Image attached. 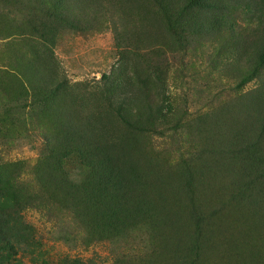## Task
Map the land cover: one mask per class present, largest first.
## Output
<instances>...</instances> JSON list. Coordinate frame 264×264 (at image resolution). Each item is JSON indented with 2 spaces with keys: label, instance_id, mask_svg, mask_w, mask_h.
<instances>
[{
  "label": "rangeland",
  "instance_id": "obj_1",
  "mask_svg": "<svg viewBox=\"0 0 264 264\" xmlns=\"http://www.w3.org/2000/svg\"><path fill=\"white\" fill-rule=\"evenodd\" d=\"M201 1L0 0V264H264V0Z\"/></svg>",
  "mask_w": 264,
  "mask_h": 264
},
{
  "label": "trees",
  "instance_id": "obj_2",
  "mask_svg": "<svg viewBox=\"0 0 264 264\" xmlns=\"http://www.w3.org/2000/svg\"><path fill=\"white\" fill-rule=\"evenodd\" d=\"M199 1H201V0H199ZM203 1H204V0H203ZM201 2H202V1H201ZM8 37H9V38H13L12 35H11L10 33L8 34ZM14 73H15V74H11V76H12L13 78H16L15 76L19 77V73H18L17 71H14ZM14 75H15V76H14ZM16 79H17V78H16ZM15 81H16V80H15ZM261 103L264 104V99H261ZM261 109L264 111V107L261 108ZM259 111H260V110H259Z\"/></svg>",
  "mask_w": 264,
  "mask_h": 264
}]
</instances>
